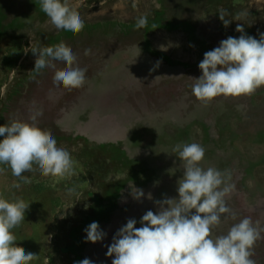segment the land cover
<instances>
[{
	"label": "rangeland",
	"instance_id": "obj_1",
	"mask_svg": "<svg viewBox=\"0 0 264 264\" xmlns=\"http://www.w3.org/2000/svg\"><path fill=\"white\" fill-rule=\"evenodd\" d=\"M69 3L85 23L77 35L56 29L40 0H0V126L26 121L42 109L39 127L78 162L75 175L65 179L26 172L30 183L0 165V194L29 203L13 231L17 246L38 254L32 264L85 258L112 264L107 246L127 220L136 219L138 228L148 210H157L154 201L178 196L183 170L172 148L182 142L205 148L201 167L231 173L235 190L226 201L236 219L222 217L215 234H226L244 217L264 227V86L250 96H218L207 105L191 90V77L202 74L204 53L229 36L238 38L237 24L260 38L264 0ZM221 9L231 21L227 27L219 19ZM142 16L148 26L136 29ZM61 41L76 54L77 66L87 69L79 89L55 86L50 68L33 78L37 56L31 49ZM64 67L56 62L57 69ZM14 182L21 187L13 188ZM134 187L145 193L140 201L133 198ZM92 222L107 233L103 241L85 242L84 229ZM253 253L256 264H264V232Z\"/></svg>",
	"mask_w": 264,
	"mask_h": 264
},
{
	"label": "clouds",
	"instance_id": "obj_2",
	"mask_svg": "<svg viewBox=\"0 0 264 264\" xmlns=\"http://www.w3.org/2000/svg\"><path fill=\"white\" fill-rule=\"evenodd\" d=\"M41 10L58 30L77 35L85 28L84 20L69 0H40ZM227 11H219V19L227 27L231 21ZM148 26L146 16L139 17L135 28ZM156 29V25H152ZM241 35L221 40L218 47L204 53L198 67L199 78H192V94L205 105L218 96H250L264 86V33L260 38L247 35L244 27L237 24ZM37 56L35 75L45 68L54 70L53 84L69 91L86 83V68L77 66V56L63 41L31 49ZM90 49L85 50L89 55ZM56 62L65 65L56 68ZM159 61L157 62V66ZM159 77V76H158ZM42 109L31 112L28 120L11 119L0 126V165L11 169L18 181L30 183L23 174L38 170L44 177L65 179L76 173L78 162L64 148L57 146L56 139L38 125ZM180 161L182 178L178 181L175 198L165 197L154 203L157 210H148L137 220L130 218L112 237L106 255L114 257L112 264H256L253 248L261 238L264 227L259 221L244 217L233 223L226 234L216 235L223 221L235 220L236 214L227 206L226 198L235 190L229 170L201 167L205 148L196 142L177 143L172 148ZM35 166V167H34ZM4 171L0 168V172ZM20 182L13 188L19 189ZM133 198L145 197L142 189L134 187ZM69 188V194L75 192ZM147 199L152 200L151 193ZM29 203L20 197L11 199L0 194V264H32L38 254L26 252L17 246L14 229L25 220ZM194 210V211H193ZM85 242L103 241L107 235L98 222L85 229ZM76 264H93L88 258Z\"/></svg>",
	"mask_w": 264,
	"mask_h": 264
}]
</instances>
